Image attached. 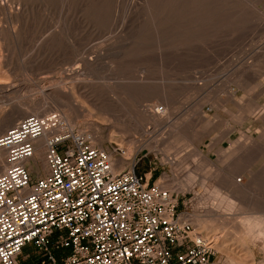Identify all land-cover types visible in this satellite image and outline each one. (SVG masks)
<instances>
[{
    "label": "rangeland",
    "instance_id": "374dc122",
    "mask_svg": "<svg viewBox=\"0 0 264 264\" xmlns=\"http://www.w3.org/2000/svg\"><path fill=\"white\" fill-rule=\"evenodd\" d=\"M70 71L114 113L85 101L92 113L65 121L76 98L57 88L80 86ZM22 103L123 150L117 171L166 176L195 228L217 241L210 264H264V0H0V114ZM18 264H38L31 247Z\"/></svg>",
    "mask_w": 264,
    "mask_h": 264
},
{
    "label": "built area",
    "instance_id": "2783aa9c",
    "mask_svg": "<svg viewBox=\"0 0 264 264\" xmlns=\"http://www.w3.org/2000/svg\"><path fill=\"white\" fill-rule=\"evenodd\" d=\"M38 151L46 173L36 177ZM0 152V264H18L26 247L38 264H210L215 255L185 194L135 164L117 171L120 148L113 155L63 122L47 132L28 115L0 134Z\"/></svg>",
    "mask_w": 264,
    "mask_h": 264
},
{
    "label": "bare ground",
    "instance_id": "6f19581e",
    "mask_svg": "<svg viewBox=\"0 0 264 264\" xmlns=\"http://www.w3.org/2000/svg\"><path fill=\"white\" fill-rule=\"evenodd\" d=\"M103 53V52H102ZM97 55V54H96ZM95 56V55H94ZM97 57V58H96ZM94 59H95V61H97V59H98V56H96ZM90 58V57H89ZM89 58H87V60L89 59ZM101 58V57H100ZM85 59V58H84ZM85 61V62H93V60H88V61ZM94 61V62H95ZM81 62V61H80ZM83 62V61H82ZM85 62H83V64H86ZM93 62V63H94ZM76 64V63H75ZM78 65V64H77ZM75 72H77V71H75ZM74 72V73H75ZM70 73H72L71 71L69 72V75H70ZM72 78H74L75 79V81L76 82H82V77H83V74H78V75H76V74H73L72 73V76H71ZM87 78V77H86ZM63 81L64 80H62V83H63ZM65 82V81H64ZM68 82V81H67ZM72 83V82H71ZM53 84H51V86H52ZM71 85V84H70ZM68 86V85H67ZM56 88V87H55ZM57 89H59L58 91L61 93V94H63V95H65V96H67V95H70V96H72V97H74V98H76V101L75 102H70V103H66V107H68V110L70 111V114H67V115H69V116H66V120L65 121H67L69 124H70V122H72V121H74L75 119H78V117H86V116H88V111L86 110V109H84L82 106H84V102L85 101H89L90 103H92V107L93 108H90L91 110L93 109L98 115H107V114H109V112H112V113H114L113 111L114 110H111V109H109V108H112V107H110L111 105H109L108 107H106V105H105V103H102V102H98L97 100H96V96L98 95H96L95 94V92L91 89V88H89L87 85H81V83H80V86H76V87H66V86H61V88H57ZM59 93V94H60ZM40 96L43 98V100L45 101V99H47V98H49L50 97V95L51 94H55V91H54V88L53 87H46V88H43L42 87V89H41V91H40ZM113 93H110V94H107V95H105V94H103L102 96L103 97H109L111 100L113 99V96L114 95H112ZM101 96V97H102ZM54 97V96H53ZM59 97V96H58ZM80 97H82L81 99H82V103H83V105H82V103H81V105L77 102L78 100L77 99H79ZM51 99V98H50ZM53 99V98H52ZM60 100H61V98H59ZM64 99V98H63ZM83 99H86V100H84L83 101ZM39 100V99H38ZM38 100H37V102H38ZM92 102H91V101ZM33 101V100H32ZM43 101V102H44ZM66 101H67V99H66ZM22 102V101H21ZM24 102V101H23ZM80 102H81V100H80ZM107 102H108V100H107ZM33 103V102H32ZM46 103V102H45ZM108 103H110V102H108ZM114 103H116V102H114ZM38 104V103H37ZM36 104V105H37ZM36 105L35 104H30V103H22V104H19V105H16V107L14 108V110L16 111V112H11V111H6V112H3V113H1L0 114V130L3 128V127H6V126H9L14 120H16L17 118L16 117H14L15 115H19L18 113L20 112V114L21 115H25V116H28V115H35V116H38L39 118H41L42 119V121H43V123H44V126H45V129H46V131L48 132L50 129H53V119L51 118V115L44 109V107L43 106H40V107H36ZM115 105V104H114ZM12 106V105H11ZM14 106V105H13ZM46 106V105H45ZM89 107H87V109H88ZM11 109V108H10ZM150 109H152V108H145V107H143L142 109H141V111H143L144 113H148V114H151V116H152V110H150ZM93 110H92V112H93ZM89 112H91V111H89ZM91 112V113H92ZM111 115V114H110ZM110 115H108V116H106V118L108 117V118H110ZM114 115V114H113ZM112 115V116H113ZM154 115V114H153ZM91 116V115H90ZM89 116V117H90ZM98 116L96 115V118H97ZM153 117V116H152ZM99 118V117H98ZM97 118V119H98ZM105 118V117H104ZM94 119H95V117H94ZM110 119H112V118H110ZM110 119H108V120H110ZM100 120V118L98 119V121ZM103 120V119H102ZM96 121V120H95ZM116 121V120H115ZM102 122V121H101ZM111 122V121H110ZM110 122L108 123V124H110ZM67 123V124H68ZM127 123V122H126ZM134 123H136V122H134ZM166 123H168V122H165V124ZM96 124V123H95ZM115 124V123H114ZM127 125V124H126ZM145 126H146V124H144ZM149 126L148 127H145V126H141L140 124H135L134 126L135 127H133L132 126V129L134 128V129H136L137 131L140 129L141 130V132L142 133H146V134H150V131H151V129H153V127L154 126H152V124H148ZM116 126H120V125H116ZM91 127V125H90V123L88 122V121H85V124H84V130L86 129H89ZM112 128H113V130L114 129H116V127H114L113 125H112ZM118 128V127H117ZM125 128V127H124ZM179 128V127H178ZM121 130V129H120ZM135 130V131H136ZM134 131V130H133ZM153 134H154V132H152ZM92 137V136H91ZM147 137V136H146ZM150 137V135L148 136V138ZM152 137V136H151ZM151 140H152V138H150ZM93 140H95V138H93ZM131 140H133V139H131ZM148 140V139H147ZM147 140H146V142H147ZM133 142V141H132ZM132 142H131V144H132ZM137 141H135V142H133V144L134 143H136ZM140 142V141H139ZM145 142V141H144ZM40 144V143H39ZM132 144V146H134ZM138 145V144H137ZM130 146V145H129ZM136 147V146H135ZM135 147H133V148H135ZM245 147V146H244ZM246 147H247V144H246ZM246 147H245V149H246ZM129 148V147H128ZM248 148V147H247ZM244 149V150H245ZM4 153H2V152H0V173H2L3 171H4V169L6 168V165H5V163H4V155H3ZM125 161V160H124ZM165 161H166V163L167 164H172V162H171V160L169 159V158H166L165 159ZM118 162L119 163H121L122 162V160L120 159V160H118ZM34 167L37 169V163H34ZM116 170H117V167H116ZM146 177H149V175L147 176L146 175ZM165 180V179H167V177L166 176H164L163 175V177L161 178V180H159V181H157L156 183H160V182H163L162 180ZM169 179V178H168ZM173 180V179H172ZM173 182H175V181H173ZM165 183V182H164ZM171 183V182H170ZM174 184V183H173ZM175 187H172V189H174ZM234 194V193H233ZM229 198H230V196H229ZM233 198V197H232ZM235 199V198H234ZM240 201L241 200H239V202L238 203H240ZM241 202H243V201H241ZM240 204H242V203H240ZM243 205H245L246 206V203L244 204L243 203ZM248 205H250V204H248ZM247 205V208H249V206ZM252 205V204H251ZM250 205V206H251ZM254 205H256V204H254ZM253 206V205H252ZM237 208L240 210V209H243L242 208V206L241 207H238L237 206ZM246 208V207H245ZM256 208V207H255ZM254 208V210H256ZM249 210H250V208H249ZM251 210H252V207H251ZM223 211H225V210H223ZM253 211V210H252ZM222 218V217H221ZM250 219V218H249ZM192 220H193V224H194V219H193V217H192ZM258 223H259V221H258ZM251 224V223H250ZM249 224V226L251 227V225ZM195 225V224H194ZM254 225V224H253ZM254 226H256V225H254ZM260 226V225H259ZM195 227H196V225H195ZM197 228V227H196ZM198 229V228H197ZM255 229V228H254ZM250 230H252L251 228H250ZM244 232H246V231H244ZM211 233V232H210ZM209 233V234H210ZM208 234V235H209ZM214 234V233H213ZM263 234H264V232H263ZM215 235V234H214ZM211 236V235H210ZM205 237L206 238H208L209 240H211V242H212V245H213V247H215V246H217V241L215 240V237H213L212 236V238H210L209 236H207V235H205ZM214 242H215V244H214ZM223 244V243H222ZM223 246V245H222ZM221 248H223V247H221Z\"/></svg>",
    "mask_w": 264,
    "mask_h": 264
}]
</instances>
